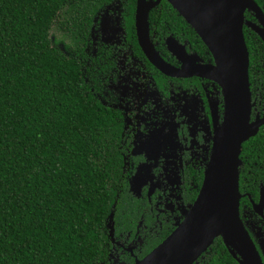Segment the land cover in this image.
Instances as JSON below:
<instances>
[{
	"label": "trees",
	"instance_id": "trees-1",
	"mask_svg": "<svg viewBox=\"0 0 264 264\" xmlns=\"http://www.w3.org/2000/svg\"><path fill=\"white\" fill-rule=\"evenodd\" d=\"M113 1L0 0V264H107L104 223L123 185L119 122L49 31L79 50L92 16ZM253 1L264 15V0ZM133 8L124 0V14ZM158 12L170 32L192 31L164 0L149 23ZM244 39L248 83L258 87L264 45L249 30ZM263 142L264 126L245 150L260 154ZM208 247L204 264H237L219 238Z\"/></svg>",
	"mask_w": 264,
	"mask_h": 264
},
{
	"label": "flooded vegetation",
	"instance_id": "flooded-vegetation-1",
	"mask_svg": "<svg viewBox=\"0 0 264 264\" xmlns=\"http://www.w3.org/2000/svg\"><path fill=\"white\" fill-rule=\"evenodd\" d=\"M123 8L124 0H114L93 15L79 50L64 52L59 45L80 67L91 96L119 122L117 152L123 185L104 223L107 264H132L141 259L183 219L198 194L223 109L218 85L190 75L199 66L213 65L193 29L182 19L192 31L178 26L170 32L171 20L159 12V23H149L147 18L148 41L172 69V75L163 74L137 44L134 8L131 18ZM245 13L243 41L245 30L253 33L245 21L257 24ZM260 65L259 86L248 83L253 103L250 121L264 117V63ZM261 147L260 154L254 155L245 150V141L241 144L238 216L264 264V209L263 218L252 210L264 185V142ZM254 187L255 199L250 193ZM206 250L195 264H204L210 247Z\"/></svg>",
	"mask_w": 264,
	"mask_h": 264
},
{
	"label": "water",
	"instance_id": "water-1",
	"mask_svg": "<svg viewBox=\"0 0 264 264\" xmlns=\"http://www.w3.org/2000/svg\"><path fill=\"white\" fill-rule=\"evenodd\" d=\"M165 1L193 29L213 58V65L199 66L190 75L218 85L223 101L222 120L214 130L211 154L198 194L183 219L154 248L132 264H195L215 238L220 239L237 264H262L238 216V156L241 144L253 137L264 124V117L250 121L253 103L248 86V53L242 36L243 13H249L256 21L257 24L245 21V26L263 43L264 15L253 0H228L232 2L229 11L234 18L233 58L228 65L226 61L229 55L214 30L215 25L207 21L209 14L215 11H203L205 4L222 3L224 0H181V11L168 0ZM158 2L135 0L134 30L137 44L147 60L159 72L172 75L169 74L172 69L162 61L148 41L147 13ZM183 13L188 14L189 20ZM224 63L228 65L227 69L223 67ZM181 72L179 70L178 73ZM263 209L264 185L259 189L257 203H252L256 215L262 217ZM223 231L230 238H225ZM201 245L204 246L199 250Z\"/></svg>",
	"mask_w": 264,
	"mask_h": 264
},
{
	"label": "bare ground",
	"instance_id": "bare-ground-1",
	"mask_svg": "<svg viewBox=\"0 0 264 264\" xmlns=\"http://www.w3.org/2000/svg\"><path fill=\"white\" fill-rule=\"evenodd\" d=\"M174 7L181 11V6H183V1L181 0H168ZM225 1V2H224ZM221 2L207 3L204 6L203 11H215V13L209 14L207 21L209 24L215 25V32L219 35L220 41L223 47L229 55V59L226 61L229 65L233 58V15L229 11V6L232 2L224 0ZM210 9V10H209ZM190 11V10H189ZM183 16L189 20L188 14L183 13ZM206 21V23H207ZM225 62V63H226ZM224 63L223 67L227 69L228 65ZM221 70V69H220ZM222 71V70H221ZM225 238H230L225 231H223ZM204 245L199 246V250L203 248Z\"/></svg>",
	"mask_w": 264,
	"mask_h": 264
},
{
	"label": "rangeland",
	"instance_id": "rangeland-1",
	"mask_svg": "<svg viewBox=\"0 0 264 264\" xmlns=\"http://www.w3.org/2000/svg\"><path fill=\"white\" fill-rule=\"evenodd\" d=\"M103 19H107L106 16L103 17ZM49 37L51 42L55 43V45H57L58 49H60V44L63 48V51L66 52V50L64 49V45H65V40H61V36L59 34V32L57 30H55L54 27H52L49 31Z\"/></svg>",
	"mask_w": 264,
	"mask_h": 264
}]
</instances>
